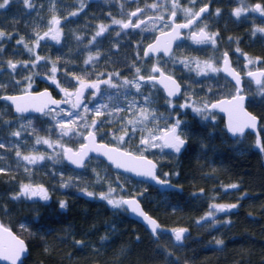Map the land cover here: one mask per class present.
I'll return each mask as SVG.
<instances>
[{
    "label": "trees",
    "instance_id": "1",
    "mask_svg": "<svg viewBox=\"0 0 264 264\" xmlns=\"http://www.w3.org/2000/svg\"><path fill=\"white\" fill-rule=\"evenodd\" d=\"M196 1L197 4L211 2L212 9L206 14L208 21L210 19L209 27L218 33L219 46L230 53L240 71L246 70L245 56L258 60L252 67H264V32L257 31L264 29V14L256 11L261 14L257 18L233 15L240 2L253 7L259 3L264 8V0ZM189 2L181 0L182 4ZM97 4H92L91 15L72 16L74 0H29L28 5L24 0H9L1 25L7 45L3 58L20 60L31 55L30 45L37 34L43 36L48 31L53 16L66 18L67 23L73 24L72 28L87 26L95 13L103 19L107 7ZM191 6L196 8L197 5ZM219 7L221 13L216 15L213 9ZM21 39L23 43H17ZM64 39L69 40V35ZM110 44L105 40L102 43L98 62L101 77L109 71L134 77L136 66L142 69L143 76L151 73L153 59L142 57L143 64L138 59V55L142 56V47L137 48L128 40L116 47ZM44 48V54L55 55L57 50L50 46ZM210 52L208 47L189 46L184 55L202 57ZM170 61L171 58H162L156 62L184 84L178 98L167 97L158 84L147 81L141 83L142 88L137 92L154 98L152 104L157 112H182L177 107H168L171 100L179 102L187 97V100L192 98L208 104L234 93L233 83L222 72L199 77L194 72L173 69ZM25 69L28 67L17 66L15 70L0 71V85H3L0 93L20 91L28 74ZM244 85L249 95L247 106L260 117L264 145V91L257 92L264 88V78L258 85L245 78ZM0 103L6 106L0 109V143L4 144L0 148V169H4L0 172V218L26 240L29 252L21 264H264V151L257 147L253 133L230 137L222 115L217 113L216 120L206 119L187 109L181 113L186 144L179 153L171 148L162 152L144 149L135 143V136L132 141L121 144L158 162V174L179 186L166 191L117 172L97 158L110 175L119 177L111 182L121 190L122 197L142 191L143 195L138 197L144 208L162 224V231L154 237L144 225L129 216L125 207L115 208L100 198V192L107 185L105 179H94L90 174L87 180L65 184L63 176L54 172L55 168L30 169L22 156L31 143H20L10 136L17 121L25 116L14 114L6 102ZM30 120L35 132H46V122L37 116ZM29 127L25 126V131ZM114 128L116 126L103 123L96 131L98 138L117 143L116 134L107 132ZM80 141L79 138L71 140L67 147L76 146ZM17 151L21 157H17ZM63 167L72 173L80 172L67 163ZM31 182L47 187V201L23 196L13 199L22 184ZM134 184L137 190H133ZM233 184L238 187H230ZM89 192L93 195H87ZM61 201L67 207L61 208ZM219 202L236 207L226 208L217 216L208 215ZM180 227L186 231L183 240L176 242L173 230ZM217 241L223 243L217 244Z\"/></svg>",
    "mask_w": 264,
    "mask_h": 264
},
{
    "label": "snow or ice",
    "instance_id": "2",
    "mask_svg": "<svg viewBox=\"0 0 264 264\" xmlns=\"http://www.w3.org/2000/svg\"><path fill=\"white\" fill-rule=\"evenodd\" d=\"M192 4H195L196 0H190ZM9 0H3V3H0V9H3L8 5ZM24 3L26 5L29 4V0H24ZM30 6V5H29ZM146 7L150 8H157L162 7V5H158L156 3H153L151 5H146ZM83 8V4H81V10ZM177 9H180L185 17L186 22L184 23H175V17L177 15ZM248 9L245 7H238L234 9L233 15H235L237 18L241 16V14ZM252 11L261 12L264 14V8H262L261 5L257 4L252 9ZM144 9L137 8L136 11L131 12L129 15L131 16H137L138 13L143 12ZM208 11V5H204L201 7L198 11H193L192 8L188 7H181L179 0H172V11L170 13V20L172 21L171 24V32L164 34L166 36L165 41H161L159 38H157L155 44H150L147 48V50L144 52V56H149L150 53L153 52H159L163 50L165 55L171 54V41L172 39H175L179 35V30L182 28H190L193 24L196 23L197 20H199L202 16V14L206 13ZM220 14V9L216 10V15ZM70 15L75 16L77 15L76 12L70 13ZM149 19H153L152 17H149ZM157 20H163V16L155 17ZM51 27L49 28L48 32H45L43 36H40L37 34V39L35 41V44L38 46L39 41L44 39L45 37L51 35L52 39L59 38L60 35V19L56 16H53L51 21L49 22ZM114 24H119L123 29L127 28H140L142 24H145L146 22L144 20H139L137 23H133L131 19H129L127 22H124L122 20H116L113 19ZM166 27L168 25H165ZM207 25H204V27L199 28V31H193L191 33V38L196 43H211L212 45H215L216 39L215 37L218 35V33H208L206 31ZM107 31V26L101 25L99 28V31L96 32V36H100L103 32ZM257 31L264 32V29H257ZM119 34V33H118ZM5 35L4 32L0 31V38H3ZM95 39V37L93 38ZM17 43H23V40L17 41ZM27 47V45H25ZM2 51V49H0ZM29 51H32V49H29ZM237 51H240L237 49ZM247 59L248 64H252L255 61L245 56ZM37 60L41 59V57H37ZM94 57L89 56L88 59L85 61V64H89L93 61ZM181 63H186L185 61H181ZM224 67L223 69L217 68L214 66V64L210 61L204 62V67L201 68L200 64L197 63V69L198 74H207V71L210 72H219L221 70L228 73V75H231L233 79L236 81L237 86L240 84V76L239 73H237L234 69L230 68V63L228 60V54L224 53V59H223ZM26 66V65H25ZM8 67L15 70L17 67L16 63H13L12 61H8ZM207 70V71H206ZM141 69L137 68L136 73L138 76L139 81H156L157 77L154 75L149 74L147 77L143 75H139ZM51 72L53 74L52 80L53 83H56L57 86H59V82L55 80V73L57 72V68L55 67V64L53 65ZM151 73H159L161 79L159 80L160 83L164 84L165 88L168 90V95L173 96L176 95L180 91V85L176 82L175 79H173L171 76H166L163 72V70L157 66L153 65L151 70ZM118 75V73L116 74ZM249 77H252L256 80L257 84H261V77H264V71L261 72H251L249 71L247 73ZM26 79L31 80V77H26ZM78 81V87L76 88L75 92H68L67 89L61 88L60 90L65 93L66 99L63 101H57L51 98L50 94L47 92L41 93L39 97H33L31 95L24 97H16V96H6L3 97V99L10 100L16 105V111L17 112H25L28 111L29 103L27 102H35L37 100H40L39 104L32 103L31 106L35 108L36 111H43L45 107L48 106L49 103L56 105L59 108V105L61 103H71L72 109H79L82 105V97L84 95V91L86 89H95L97 92L99 91V84L105 83L109 84L112 87H116V85L112 84L111 77H109L108 80L105 81H96V82H89L83 77H74ZM19 83V82H17ZM126 84L132 83V81H125ZM137 91L140 89V84H135ZM0 87H3V85H0ZM28 87H31V84L28 85ZM240 89L237 87L236 95H233L231 99L227 100H221L218 103L211 104L210 106L205 104L203 108L200 107H193V111H195L198 114H202L206 109L211 107L212 109L219 108L221 111H227L229 113V124H228V130L233 134H243L244 130L246 128H255L257 124L256 117L252 116L251 114L244 111L243 108V101L244 97L239 94ZM72 97H75V99H71ZM21 101H26L25 103H21ZM191 105L184 104L181 105V107H190ZM102 108H107V105H99L95 107V115L97 117L103 115V112L101 111ZM84 113H87L90 111L88 107L83 108ZM61 112H64L63 109H61ZM110 114V113H109ZM234 114H238L237 118L234 119ZM64 115L70 117V119L65 121H59L61 128V135L67 136L70 133H74L77 126V117H79V113L76 114V116L73 115L72 111L64 112ZM150 115H153L151 113H148L147 110L141 109L139 112V120H133L129 119L127 121V124L129 125H135L136 123H143L144 121L148 120ZM207 118V117H205ZM98 122L97 120H93L91 125L84 124L83 127L91 128V129H97L98 128ZM181 121L177 120L174 124H172L170 127H167L166 129L162 130L161 135L157 136L154 134L152 130H148V136L141 137V144L142 145H151L152 147L158 146L156 144V141H162V143L159 145L160 147L164 148H171L176 153H179L181 151V148L186 144V140L182 138V134L178 131ZM135 127H133V131H135ZM125 135H127V129L124 130ZM12 135L19 136V132H14ZM115 139L119 140L120 142H124V136L114 137ZM85 140L89 141V143H85L81 146L80 150L76 153H73L71 149H65V154H71L68 155V158L72 160L73 163L81 164L83 157L87 155L88 151H101L103 150V154L108 156L110 160L113 161V163L116 164V167L118 168H126L128 171H135L138 175L142 176H148L152 179L156 180L158 184H167L168 181L166 180H160L155 175V169L156 165L151 161L148 160L146 157H144L142 154L140 156H134L130 152H122L117 148H108L107 145H96V132L95 131H88L87 136L84 137ZM37 143H45L49 144L51 147V143L46 139L37 138ZM4 144L0 143V148H3ZM257 147L261 149V151H264V145L261 144L260 140H257ZM17 157H21V153L19 151L16 152ZM23 160L27 161L29 164L36 163L38 160L44 159L43 156H23ZM4 169H0V172H3ZM167 175V174H165ZM66 186V185H64ZM230 187L236 188L238 185H231ZM111 191V189H110ZM87 195L92 196L93 193L89 192ZM141 195H143L141 193ZM20 196H26L28 198L32 197H39L42 200L47 201L49 199L48 192L43 186H35L33 187L30 184H22L20 192L13 197V199H18ZM101 199L107 200V202L112 205L115 208L124 207L125 205L131 209L133 213L143 218L145 222L150 226L151 232L154 236H157L159 234L160 226L156 223L155 220H153L150 216H148L139 205L138 200L135 198L132 199H111L109 198L108 194H101ZM60 207L65 208L67 207L66 203L64 201L60 202ZM214 208L217 210H225L229 207H236V205H213ZM208 215H211L209 213ZM159 230V231H158ZM0 231L6 234L7 239L0 240V259L11 261V264H17V261L20 260L21 255L26 251L24 241L19 240L17 237L13 236L11 232L8 229L2 228L0 226ZM185 229H177L173 230L174 238L176 242H181L184 238V232ZM79 243V242H77ZM217 244H222V241H217Z\"/></svg>",
    "mask_w": 264,
    "mask_h": 264
},
{
    "label": "rangeland",
    "instance_id": "3",
    "mask_svg": "<svg viewBox=\"0 0 264 264\" xmlns=\"http://www.w3.org/2000/svg\"><path fill=\"white\" fill-rule=\"evenodd\" d=\"M78 1V0H77ZM83 2L84 0H79V2ZM172 0H153L149 1L148 3H145L146 5H151L153 3H156L158 5H162V7H157L155 9L146 7L147 13L149 14V17H152L153 19H150L146 26L143 28L144 32L147 33H153L154 31L158 30L159 28L163 27V23H166V18L169 15L168 10H172ZM188 2V1H186ZM181 7H188L192 8L193 10L195 7L191 6L189 3H184L180 4ZM238 7H245L248 10L243 12L242 14L247 15L250 18H257L261 17V14L257 13L256 11H252L251 9L253 8L252 5L240 2L239 4L236 5V8ZM125 8V7H124ZM234 8V9H236ZM177 11L181 12L182 18H186L184 13L180 10L177 9ZM163 15L165 17V20H157L155 17ZM117 17H114L113 19L116 20H121V17L119 15H115ZM207 18V17H206ZM113 19H110V21H103V22H98L97 26L95 29L92 31L88 30H80L79 28H71L70 33H69V38L73 39L74 41L77 40H82L84 42L85 46V51L86 53H89L92 51V46L90 44L91 41H97L101 39L102 37L111 34L116 35L119 37L121 31L118 27V24L113 23ZM262 19V18H260ZM210 21V19H209ZM208 19L205 20V22H201L202 25H206L208 22ZM101 25L107 26V31L103 32L100 36H96V32L99 31V28ZM264 25V22H263ZM208 27V26H207ZM68 26L66 24H63L61 27L60 35L63 33L64 38L68 35ZM209 28V27H208ZM263 29V28H262ZM208 31L210 33H216L212 28H209ZM119 33V34H118ZM105 34V35H104ZM147 34V35H150ZM95 37V39H93ZM216 43L215 45H212L211 43H192L190 45L196 46V47H208L211 52L207 56H188L184 55L185 49H187L189 46H179L178 50L172 54L171 58V65L172 68H177L178 70H182L184 73H195L196 76H203V75H217L219 72H210L207 71V74H198V69H197V63L200 64V67H204V62L210 61L216 66L217 68L221 69V59L223 56V51L222 48L219 46V41L217 36L215 37ZM101 44V43H100ZM140 47V46H139ZM138 48V47H137ZM100 49V56L102 54V49L100 46H96L94 49L95 54H98V50ZM92 55V54H90ZM139 57V55H138ZM140 58V57H139ZM252 59V58H250ZM255 61L254 63H257V59H252ZM181 61H185L186 63H181ZM244 64L246 65V68H253V64H248L247 59L244 61ZM140 68L139 66L135 67V72L136 69ZM141 69V68H140ZM118 73V75H116ZM142 69L139 73L141 75ZM109 77H111L112 84L116 85V87H112L109 84L105 83H100V89L97 92L94 90L92 93H90L87 97V101L85 106L90 109L89 112L84 113L83 106L82 108H79L78 110H73V115L76 116L77 113H79V117H77V126L76 130L74 133H70L67 136H62L61 135V128L60 124L58 123L59 121H65L67 122L70 117L64 115V112L61 111H56L53 113H48L51 115V118L54 123V126H48L46 129L45 133H39L35 132L34 127L32 126L31 122V116H25L23 119L17 121V126L11 131L10 136L14 132H19L20 135L17 139L18 142H28L31 143V146L28 148V151L24 153V156H43L44 159L38 160L36 163L29 164L27 161L24 160V162L30 167V169H44L46 167L54 169V172L59 173V175H62L64 178V183L69 184V183H74L77 181L81 180H87L88 177H90V174H92L94 179L98 178H103L107 182L106 188L100 192L101 194H108L109 198L111 199H116L119 200L122 198V193L121 190L118 189L111 180H119L118 176L115 175H110L109 172L106 171V169L97 161V157L91 158L90 161L87 163L86 170L85 171H80L79 173H72L71 171H66L63 167V164L65 163L64 157H63V152L67 145L69 144L68 142L71 140H75L77 138L80 139L82 138V134L85 130L86 127H83L84 124L91 125L93 120H97L98 122H103L110 124L111 126H116L113 130L108 129L107 132H111L113 134H116V137L119 136H124V142H120L117 140V144L121 146V144H124L126 141H132V137L136 138L135 143L142 145L141 144V137H147L148 136V130H152L155 135L159 136L162 133V130L166 129L167 127H170L172 124H174L177 120L181 121L180 126L178 131L182 134V137H185V128H184V118L182 117V112H185L187 109L193 111V107H200L203 108L205 104L198 102L195 99H190L187 100L183 98L181 101L176 102V101H169L168 107L169 108H174L177 107V109H181L182 112L179 110H175L174 112H169L168 114L165 113H159L156 110V107L152 104L153 99L150 98L149 95L147 94H138L137 92H140V89L142 88V81L138 80L137 73L134 77H125L121 75L118 71H116L112 76H104L101 77V81L108 80ZM185 79H187L186 76H184ZM125 81H132V83L126 84ZM34 80L31 78V80H24L22 84L23 89H28V85L31 84L33 85ZM136 83L140 84V89L137 91V88L135 86ZM187 83V82H186ZM188 85V83H187ZM189 88V85H188ZM190 90V88H189ZM259 91H264V88L261 87L257 90ZM188 104L191 105L190 107H181V105ZM99 105H107V108H102L101 111L103 112V115L97 117L95 115V107ZM141 109L147 110L148 113H151L153 115H150L149 119L144 121L143 123H136L135 125H129L127 124V121L129 119L133 120H139V112ZM70 111V110H69ZM110 113V114H109ZM194 115L200 116V117H207L206 119H212L216 120L217 119V112L206 109L202 114H198L195 111H193ZM103 123H98L100 125H103ZM29 125V130L25 131V126ZM133 127H135V131H133ZM90 129V128H89ZM127 129V135H125L124 130ZM32 141H26L29 137H32ZM15 137V136H14ZM51 138V147L49 144L45 143H37V138H41L49 140ZM162 143V141H156V144L158 146L152 147L151 145H142V147L145 148H151V149H156L159 152H162L163 150H167L169 148L167 147H160L159 145ZM123 147V146H122ZM143 149V150H144ZM23 157V156H22ZM99 180V179H98ZM30 184L33 187L35 186H43L45 189L47 188L46 186L42 185L41 183H36L32 184L31 183H26ZM111 189V191H110ZM47 190V189H46ZM133 190H137L136 184H134ZM48 192V191H47ZM142 191H140L136 196H140ZM129 195V194H128ZM25 198H28L26 196H23ZM35 199H39V197H34ZM28 199H33L28 198ZM217 205H225L224 203L219 202ZM225 210H217L216 208H213L211 213L212 216H217ZM208 213V214H209ZM207 215V214H206ZM210 215V216H211Z\"/></svg>",
    "mask_w": 264,
    "mask_h": 264
},
{
    "label": "flooded vegetation",
    "instance_id": "4",
    "mask_svg": "<svg viewBox=\"0 0 264 264\" xmlns=\"http://www.w3.org/2000/svg\"><path fill=\"white\" fill-rule=\"evenodd\" d=\"M149 1H153V0H148V1L143 0L142 2H140V0H84L83 2H81V1L79 2V0L78 1L74 0V11L73 12H76L77 15L79 13L80 14L84 13L85 16L91 15L90 11H91V9H93L92 4L96 5L98 3L100 5H104L107 7L105 13L103 14V16H104L103 19H100L98 16V13H95V16H93L94 19L91 18L90 20H88L87 26L81 27V28L79 27L80 30L92 31L93 29H95L98 22L110 21V19L117 17L115 15H119L121 17V20L124 22H127L129 19H131V21L133 23H137L139 20L142 19L146 23L142 24L140 28H131L130 27L127 29H123L118 24V27L121 28L120 29L121 33H120L119 37L116 35L112 36L110 33L107 35L104 34L105 36L102 37V41H100L101 39H99L97 41H91L90 42V44L93 45L92 46L93 50L90 51L89 53H86L84 42L82 40L74 41L73 39H69L66 41V39H64L63 33H61V35H59L58 40L52 39V36L49 35V36L45 37L44 39L40 40L38 46L35 44L36 40L33 41L29 47V49H32V51H29V52H31V55L27 56V58L20 59V60H14V59L5 60L3 58V52L7 47V45H6V34H5L3 38H0V49H2V51H0V71L11 70V68H9L7 65L8 61H12L13 63H16L18 67H22V68L28 67V70L25 69L28 73L26 77H31L34 80V83L30 88H28V89L22 88L20 91H17V92H21V91H25V90L35 92V91H39L42 89H48L51 92L52 96L56 100L63 101L66 99V96H65V93L60 90L61 88L67 89L68 92H75L76 88L78 87V81L76 79H74V77H83L89 82L101 81V76H100L101 73H100L99 67H98V65H99L98 62H99V59L101 57L99 54L100 49L98 50V54H95L94 49L96 48V46H98V47L100 46V48L102 49V43L104 40L109 41L111 43L110 45L113 47H116L121 42H124L127 40L130 41L136 47H139V46L142 47V56H141V54L139 55V57L141 59L140 63H142V64L144 63L142 60V57L147 58V59L152 58L154 61L152 66L158 64L156 62L158 59H162V58L169 59L172 56V54L178 50L179 46H183V45L184 46H193L190 44L196 43L194 40H192L190 38V32L192 30L198 31L199 28L204 27V25H202L201 22H205V20L207 19L206 14L197 23H195L192 27L184 30L185 38L181 43L176 44L175 49H174L172 54H170L169 56H164L163 54H159L156 57H154V56L145 57L143 55V49L146 46V44L148 42H150L156 36V34L158 32L168 30L172 24V21L170 20V13L172 10H168L169 15L166 18L167 24L162 22L163 27L159 28L158 30L154 31L151 34L144 32L143 28L146 26V24L150 20L149 14L147 13V9H146V4H145V3H148ZM0 3H3V0H0ZM171 3H172V1H171ZM179 3L181 4V0H179ZM189 3L191 5H194V6L197 5L193 11H197V9L200 6H202L203 4L209 3L211 5V2H204L202 4H197V1H196L195 4H192L191 2H189ZM81 4H83L82 10H81ZM5 8L0 9V31H2V32H4L1 25H3V20H4L3 16H4ZM137 8L144 9V11L141 13H138L137 16H131L130 17L129 14L133 11H136ZM211 9H212V7H211ZM217 9H220V13H221V10H222L221 7L213 9V12L216 14ZM56 17H58L60 19V25H59L60 29H61L63 24H66V26L69 27L68 28V35H69V31L71 30L73 24L70 25V23H67L66 18H63L60 16H56ZM163 18H164L163 19V21H164L165 17L163 16ZM181 20H186V18H182L181 13L179 11H177L175 21H181ZM165 25H168V26L166 27ZM206 25L209 27V25H210L209 22ZM208 27L206 28V31L208 33H210L208 31V29L210 27L209 28ZM48 31H49V29H48ZM48 31H46V32H48ZM147 34H150V35H147ZM68 35H67V38H68ZM150 37H152V38L147 41V39ZM69 45L71 46V48L68 49ZM47 46L54 47L57 49L54 52L55 55L44 54L45 49H46L44 47H47ZM225 52H228V51H223L222 59L224 57ZM76 54H77V58H76ZM90 54H92V55H90ZM89 56L94 57V59L91 63L85 64V61L88 59ZM37 57H41V59L37 60L36 59ZM139 57H138V59H139ZM222 59H221V65H222ZM231 60H232V64L235 66V68L237 70H239L236 67V65L234 64L232 57H231ZM54 64H55V67L57 68V72L55 73V80L59 82V86H57L56 83H53V80H52L53 74L51 72V69H52ZM158 66H159V64H158ZM253 68H256V67H253ZM249 69H252V68H246L245 71H241V72L245 73ZM221 72L223 73L222 70L219 73H221ZM114 73H115V71H109L106 73V76L107 77L112 76V74H114ZM150 74L153 75V74H157V73H150ZM203 76H205V75H203ZM199 77H202V76H199ZM245 78L246 77H244V80H245ZM247 79H249V78H247ZM249 80H251V79H249ZM147 82H149V81H147ZM151 83L157 84L156 82H153V81H151ZM100 86H101V84H99V89H100ZM183 86H184V84H183ZM234 88H236L235 85H234ZM94 90L95 89H86L84 91V95L82 97V105L80 108L85 106L88 95L90 93H92ZM234 92H235V89H234ZM6 93H8V92L0 93V101L6 102L5 100L1 99V96L3 94H6ZM9 93H12V92H9ZM71 99L74 100L75 97H72ZM7 104H9V103H7ZM3 107H6V106L0 103V109ZM10 108L12 109L11 105H10ZM61 109H63L64 111L78 110V109H72L71 103H62L61 105H59V108L56 105H51L43 113L29 114V115H24V116H31V117L37 116L40 120L46 122L47 126H51V125L54 126V124L52 122L53 118L48 113H53L56 111L58 112V111H61ZM17 115H20V114H17ZM99 126H100V124H98L97 129L85 128L83 134L81 135L82 138L80 137L81 141L79 143L83 142L84 135L86 132H88L89 130H93L96 132L97 130H99ZM96 135H97V132H96ZM18 137L19 136H15V138H17V139H18ZM97 137H98V135H97ZM32 138H33V136L29 137L27 139V141H32ZM49 138L50 139L48 141L51 142L50 140L52 137H49ZM73 147L76 148L77 145L73 146ZM93 158H95V157H93ZM90 159H88L85 162L84 167L79 171H85L86 170L87 163L90 161ZM33 199H35V198L33 197ZM0 224H4L1 220V218H0Z\"/></svg>",
    "mask_w": 264,
    "mask_h": 264
},
{
    "label": "water",
    "instance_id": "5",
    "mask_svg": "<svg viewBox=\"0 0 264 264\" xmlns=\"http://www.w3.org/2000/svg\"><path fill=\"white\" fill-rule=\"evenodd\" d=\"M257 4H259V3H255L254 6L257 5ZM204 5H208V11H207L206 13L202 14L201 18H202L205 14H208V13L210 12V10H211V5H210L209 3H206V4H203L202 6H200V7L197 9V11H198L201 7H203ZM201 18H200V19H201ZM200 19H199V20H200ZM199 20H197L196 23H197ZM184 22H186V20L175 21V23H184ZM193 25H194V24H193ZM193 25H192V26H193ZM186 29H188V28H182V29H180V30H179V35H178L175 39H172V41H171V54L173 53L176 44H179V43H181V42L184 40V38H185L184 30H186ZM171 30H172V29H171V27H170L168 30H165V31H162V32H158V33L156 34V36H155L150 42H148V43L146 44V46L144 47V49H143V55H144V52L147 50V48H148V46H149L150 44H155V43H156L157 38H159L162 42L165 41L166 36H165L164 34L171 32ZM193 31H196V30H192V31L190 32V38H191V33H192ZM198 31H199V30H198ZM191 39H192V38H191ZM192 40H193V39H192ZM225 53L228 54V60H229V63H230V68H231V69H234L237 73H239V76H240V84L237 86L236 81L233 79V77H232L231 75H228L227 72H225V71L222 70L223 73L226 75V77H227V78H228V79H229V80L235 85V87H236V88H235V92H234L232 95L222 96V97H220V98L214 99V100H212L210 103H208L207 105L210 106L211 104L218 103V102L221 101V100L231 99L233 95H236L237 87H239V89H240V93H239V94L242 95V96L244 97V101H243V108H244V111H246L247 113H249V114H251L252 116L256 117V119H257L256 127H255L254 129H253V128H246V129L244 130L243 134H236V135H233V134L228 130V124H229V113H228L227 111H221L219 108L212 109L211 107H209L208 109L214 110L215 112H217L218 114H220V115H222V116L224 117L225 128H226V131H227V133L229 134L230 137L235 138V137H238V136H243L246 132H251V133H253V134L256 136V145H257V140H258V139L260 140V142H261V144H262V135H261V131H260V117H259L257 114H255L252 110H250V109L248 108V106H247V102H248L249 95H248L247 92H245L244 77L251 79L255 84H257V83H256V80H255L254 78H252V77H249V76L247 75V73H248L249 71H251V72H261V71H264V67H256V68H252V69L247 70L245 73H242L241 71L237 70V69L235 68V66L232 64V60H231L230 53H229V52H225ZM159 54H163L164 56H169V55H165L164 52H163V50H161V51H159V52H153V53H150L149 56H154V57H156V56H158ZM149 56H147V57H149ZM223 59H224V57H223ZM223 59H222V65H221V68H222V69H223V67H224ZM157 66H158V65H157ZM159 67H160V66H159ZM160 68H161V67H160ZM161 69H162V68H161ZM162 70H163V72H164V74H165L166 76H171L173 79L176 80V82L180 85V91H179L176 95L169 96V95H168V90L165 88L164 84H162V83L159 82V80L161 79L159 73H157V74H153L154 76L157 77V80H156V81H153V82H156V83L162 88V90L164 91V93H165V95H166L167 97H169V98H171V99H176V98H178V97L180 96L181 92L183 91V84H182V82H181L176 76L170 74L169 72L165 71L164 69H162ZM146 77H147V76H146ZM263 78H264V77H261V78H260L261 81L263 80ZM145 81H146V80H145ZM257 85H258V84H257ZM44 92L49 93L50 96H51V98L54 99V100H56V99L52 96L51 92H50L48 89H42V90L35 91V92H33V91H29V90H25V91L16 92V93H6V94H3V95L1 96V99H3V97H6V96H16V97L24 96V97H27V96L31 95V96H33V97H39V95H40L41 93H44ZM3 100H5L7 103H9V104L12 106V110H13V113H14V114H20V115H29V114L43 113L45 110H47V109L49 108V106L54 105V104L49 103L48 106L45 107L43 111H36L35 108L31 106V104H32V103L39 104V103H40V100H37V101H35V102H27V103H29L28 111H25V112H22V113H21V112H17V111H16V105H15L12 101H10V100H6V99H3ZM57 101H61V100H57ZM25 102H26V101H21V103H25ZM61 104H62V103H61ZM61 104H60V105H61ZM237 115H238V114H234V117H233V118L236 119V118H237ZM89 131H90V130H89ZM91 131H93V130H91ZM87 134H88V132L85 133L84 137L87 136ZM182 138L185 139L184 137H182ZM185 140H186V139H185ZM85 143H89V141H87V140L84 139L83 142L79 143V144L77 145L76 148H74L73 146H68V147H66L65 149H71L73 153H76V152H78V151L80 150L81 146H82L83 144H85ZM101 144H103V145H107L108 148H117V149H119V150L122 151V152H130V153H132L134 156H140V155H141L140 153H136V152H134V151H132V150H128V149H126V148H124V147H121V146H118V145H116V144H112V143H108V142H106V141H104V140H100V139H98V137H97V135H96V145L99 146V145H101ZM258 148H259V147H258ZM259 149H260V148H259ZM68 155H71V154H68ZM68 155L65 154V150H64V152H63V157H64V160H65V163H67L71 168L76 169V170H81V169L84 167L85 162H86L88 159H90L91 157H97V158H100V159L104 160L106 163L110 164V166H111V168H112L113 170H115V171H117V172H121V173L127 174V175H129L130 177H132V178H134V179H136V180L143 181V182H146V183H148V184H150V185H153V186L157 187V188H158L159 190H161V191H166V190H169V189H176V188L179 187L177 184H175L174 182H172L170 179L163 178L162 176H160V175L158 174V162H157L153 157H151V156H149V155H147V154H142V155H143L144 157H146L148 160H151V161L156 165V169H155V175H156V177H157L158 179H160V180H166V181H168L167 184H158V183L156 182V180L152 179L151 177L138 175L135 171H128V170H126V168H118V167H116V164L113 163V161L110 160V159L108 158V156H106V155L103 154V150H101V151H88L87 155L83 157L82 165H81V164L73 163L72 160L68 158ZM122 198H123V199H132V198H135L136 200H138L139 205H140V208H141V209H142V210H143L148 216H150L153 220L156 221V223L160 226V230L162 229V224L160 223V221L158 220V218L155 217L154 215H152L151 213H149V212L144 208V206H143V204H142V202H141V200H140V198H139L138 196L133 195V194H130V195H125V196H123ZM124 207H125V209L127 210L128 214H129V216H130L131 218L135 219L136 221H138L139 223H141L142 225H144L145 228H146V229L152 234L150 226L147 224V222H145V221L143 220L142 217H140V216L136 215L135 213H133V212L131 211V209L128 208L126 205H125ZM0 226H2V228H4V229H8V230L11 232V234H12L13 236L17 237L19 240H23V241H24V245H25L26 251L21 255L20 260L17 261V264H21V262L23 261L24 257H25V256L28 254V252H29V249H28V245H27V243H26V240H25L22 236H20L18 233H16L11 227H9V226H7V225H4V224H0ZM177 229H184V228H181V227H180V228H176V229H174V230H177ZM158 231H159V230H158ZM184 233H185V232H184ZM152 235H153V234H152ZM153 236H154V235H153ZM154 237H158V235H157V236H154ZM4 239H7V236H6L5 233H3L2 231H0V240H4ZM0 263H1V264H11V261H7V260L0 259Z\"/></svg>",
    "mask_w": 264,
    "mask_h": 264
}]
</instances>
